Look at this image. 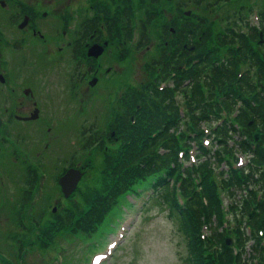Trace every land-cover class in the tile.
Segmentation results:
<instances>
[{
	"label": "rangeland",
	"instance_id": "374dc122",
	"mask_svg": "<svg viewBox=\"0 0 264 264\" xmlns=\"http://www.w3.org/2000/svg\"><path fill=\"white\" fill-rule=\"evenodd\" d=\"M147 1L150 2V0H133L132 2H130V0H118L116 4L112 6L111 0H108L107 5L111 7L112 10H118L132 5V8L137 7V13L143 16L142 12H144V10L140 5L146 4ZM245 1L251 2L250 6H257L258 9L261 8L263 11L262 19L264 20V0ZM257 1H260V4L263 5H260ZM152 3L153 5L155 4V7H150L149 12L152 13L155 11L158 21L149 28L144 38L146 43L142 42L140 47L134 48L132 51L124 53L123 55V52L120 54L122 48L118 47L116 44L119 38L113 36L112 38L116 45L115 54L112 51V46L109 45L106 40L101 41V47L98 46L87 50L102 51L99 60H93L94 66L99 65L96 67L98 69V75L103 76L100 82L95 85L97 91H94V86L89 83L90 79L83 81L80 79L78 72L73 69L74 60L69 57L70 54L65 55V53H63L60 55L59 52H56L60 56L56 59L54 57L56 51L55 46L58 41L63 36H65L64 38H68L69 36L72 38L75 36L74 32L69 29L62 17H53L42 24L38 22L40 26L38 28L41 29L42 35L45 38L43 40H33L30 37L31 41L25 47L26 56L21 59L18 69L10 64V62L4 61L6 59L1 49L2 43L0 41V79L1 77L3 78L2 82H0V89L4 93V95L0 94V116L2 118L5 117L6 107L8 109L10 108L11 112H17V116L26 115L25 110L33 112L35 109L33 97L29 96L28 91H26L29 87L31 88H29L30 90H33L35 97L37 95L38 101L35 99L36 107L41 109L40 114H38L39 118L38 116L35 117L32 115V118L33 116L35 117L34 123L31 126L29 125L30 127L26 128L25 132L20 131V127H18L20 123L16 121L10 122L7 126L10 130L3 138L6 139L0 141V254H3L5 258L13 260L15 264L48 263V250L45 251L39 244L29 246L28 248H30V250L28 254L22 255L21 250L19 258L17 259L15 257L16 255L14 251H12V248L15 250L16 240L13 237L23 234V232H21L22 228L29 227V231L26 232L28 234H25L20 240H28L33 234L36 235L39 233L42 229V222H44V224L54 223V216L51 213L52 208H54V214H58L64 211L68 212V208L76 202H80L79 204H81L83 202L82 192L86 191L87 185L96 183L97 178H99V183L97 187H94L98 189L97 191L101 192L107 185L108 181H105L106 179L103 181V173L101 172V154L103 150H101V152L97 150L95 153L94 151L86 150L81 143V135L77 132L74 133L75 138L69 136L71 130L77 125V121L73 119V113H71L74 109V103L78 115V109L82 106L81 101H84V98L92 94L91 103L86 107L85 113H82L80 116L78 115V122L84 118V123L93 121V127H98L100 129L105 126L102 118L106 117V112L115 114L116 111L121 112L122 109L124 110V107L128 108V104L134 99V95L141 90V85L153 78L159 70L158 65L155 64L157 58L160 57L158 52H161L168 43L185 45L186 47L184 46V48L188 49V53L191 52L188 41H192L193 39L192 31L190 29L186 30L184 32L185 36L183 37L180 36L181 32L178 30V27L184 23L197 22L200 24V30L198 29L199 32H197L198 30L196 31V35L200 34L201 38L196 40V43H202L203 39L206 38L202 47L208 46V49H210L212 53L213 59L211 60V58H208V60L210 59L211 61H202L199 64L202 65V69H207L212 64L220 62L221 59L224 58L223 54H225L226 46L232 49V56L238 55V50L233 48H236V45L239 46L240 42H242V37L246 43L247 56L252 64L257 63L256 65L258 67L264 65V30L262 26L264 21H261L256 14H249L247 16L249 20H243L244 25L238 24L236 27L235 24L234 28L231 18H227L226 21L223 18L225 14H229L231 17L234 13L233 8L236 6V3L241 5L244 3V0H236L234 3L224 6L219 10H215L216 6L213 0H172L171 2L167 0H155V3ZM224 4L225 3L222 2L221 6ZM61 6L63 8L83 6L103 11L101 4L93 5V0H0V32L3 34L4 31L5 35L11 36L12 38L17 35L22 36L20 34L21 32L15 28V22L21 17L19 16L21 12H23L22 14H30L29 11H34L33 13H36L43 9H53L52 13H54V9L57 10L61 8ZM217 8L219 7L217 6ZM244 10L245 9H241V11ZM109 13L110 12H107L106 14ZM10 14L14 16V21L12 23L8 20ZM102 16L104 15H101V17ZM164 22L168 23L170 33L169 35L165 34L161 36V27L159 28L157 25L158 23L162 24ZM216 22H218V25H215ZM171 28H175L179 36L174 37L175 31L174 29L171 30ZM25 32L31 36L30 30H26ZM99 32L100 30H97L96 35H98ZM214 32L216 34L212 39L211 37ZM228 32H231L233 35L232 43H226L227 41L225 38H228V36L225 33ZM29 35L23 34V36ZM8 36L3 35V39L9 38ZM22 47L23 46L19 48L17 53L19 59L24 56L25 49ZM5 53H9L7 54L8 56L14 55L13 50L5 51ZM251 56H254L255 61H253ZM85 63L86 61L83 64L84 69L86 68ZM252 64L246 59L245 61L240 60L238 65L240 66V70L244 71L243 73H247L251 77V81L255 80V72L257 71V66ZM9 66L12 68V75L8 73L7 76L6 70H8ZM186 67L192 68L195 66L193 63L187 62ZM175 70L177 69H173V71ZM239 80L240 79L235 82L236 85L233 86L230 93H238L239 97L236 96V102L242 104V102H244L242 95L244 93L246 96L248 90H245V87L241 83L239 85ZM144 86L142 88L143 91L145 89ZM74 96L75 99L71 100L70 98ZM152 102H154V104H152ZM155 103V97H150V108L154 111H160V109L155 106ZM25 107H28V109H25ZM145 110L152 111L149 108ZM5 126V124H2L0 127L2 131L5 129ZM64 127L63 134L58 138V142H62V145H53L52 149L51 146H48V148L43 150V145H47L48 142L50 145L56 139L58 130H62ZM157 129L158 127L155 126L152 128V131L157 133ZM45 133L46 137L43 138L42 143L39 142L38 140ZM62 138L67 139L62 141ZM72 139L74 141H71ZM106 141L108 140L106 139ZM116 142L119 143L117 140L115 142H106L104 150L107 149L108 152H110V147H113ZM14 147L17 152L11 150V148ZM13 154L17 156L15 157ZM70 155L75 163H80L85 160L84 158L86 156L91 155L90 164L88 167L83 168V176H80V174L77 175V172L75 173L67 169L66 165L69 159H71ZM23 158L30 160L31 166L38 171V175L36 174L37 179H40L42 173H47L43 202L40 203L41 206L38 204L40 207L37 206L38 208H35V212L44 208L42 209L44 210V214L38 219V224L36 225H33L34 220L30 219L31 216L33 218L36 217L34 215V210H32L33 208L30 209L28 204L21 206V216L23 218L21 225L13 222V214L15 210H18V207H20L24 197L22 192L25 187H28V183L24 181L23 177L24 169L22 166L25 165V162L22 161ZM37 168H41L42 170L39 171ZM78 178L80 181L74 192L68 198L63 197L61 193L62 188L60 186L63 184L66 186L72 185ZM170 183L173 194H176L177 186L172 181H170ZM135 188L126 191L121 198L125 199L129 197V199L132 200L133 198L129 195ZM143 200L142 198V201ZM86 203L82 204L78 210L76 209L78 211L76 214L81 213L84 215L87 213L82 211ZM157 203L158 200H154L148 207L151 209L142 213L139 220L131 227L125 241L123 239L119 243L120 245L124 241L114 255L112 263L186 264L183 258L184 255L186 256V253L181 233L177 230L166 213L162 211V208L158 209L156 207ZM63 207L64 209H62ZM163 207L166 208L167 205L164 204ZM184 207L185 206H183V208ZM135 209V216H137L139 211L137 208ZM76 210H73V212H76ZM95 222L96 221L85 223L82 229H76L79 236L89 235L92 231L91 228L96 226L97 222ZM204 228L205 227L202 225L203 232ZM59 230L60 232L54 234V241L59 239L58 237L63 232L61 228H59ZM65 236L69 237L71 234L65 233ZM48 241L49 244L52 243L50 240ZM73 245L74 244H71L66 251L68 255L65 264L82 263L80 261L83 259L84 252L79 248L80 241H76L75 248ZM212 250H217L214 244L208 247V251L212 252ZM208 259L209 258H207V260ZM105 264L109 263L106 262Z\"/></svg>",
	"mask_w": 264,
	"mask_h": 264
},
{
	"label": "trees",
	"instance_id": "16d2710c",
	"mask_svg": "<svg viewBox=\"0 0 264 264\" xmlns=\"http://www.w3.org/2000/svg\"><path fill=\"white\" fill-rule=\"evenodd\" d=\"M151 2L155 3V0H150L147 7L151 6ZM262 15L263 12L260 20L264 21ZM124 16L126 18H123V26L127 28L130 23L127 12L124 13ZM147 23L148 20L146 25L141 28L140 38L142 40L146 37ZM93 26H96L94 20H86L82 23L78 34L79 41L84 38L85 34ZM184 26L194 31L196 27L198 29L200 24L194 25V23L190 22ZM262 26L264 30V23H262ZM166 32H168L167 28H162V35L166 34ZM225 34L228 36V38H225L226 43H232L233 35L231 32ZM243 39L242 37V42L236 48L239 53L238 55L232 56V49L226 47L225 54H223L224 62L222 64L218 65L214 63L207 69L204 67L202 69V65H199L195 71L189 73L187 81L192 86L198 109L203 116L207 115L210 117L211 114L214 116V112L212 109H209V105L204 101V95L207 94L209 99H215L216 91L220 92L222 86L226 83L228 84L229 93L235 85L236 80L240 79L239 85L241 83L245 87V90H248V93L251 94L248 99L244 100L243 98L242 109L238 114L241 129H236L227 122L222 124V126L217 125L215 153L205 157L203 155L202 159H199L196 164L181 170L178 158L176 157L177 147L189 146L190 137L186 133L189 130H186V127L195 129V125L199 124L198 115L193 112L190 105L191 101L189 100L188 102L191 118L187 121L184 120L183 123H181L180 117L176 115L175 102L168 89L159 93V97L160 104L163 105L164 103V106L167 107L165 109L168 110L169 114H166L164 110L153 114L152 111L145 110L146 107L145 111H142L141 115L137 118L135 126L130 127L125 121L129 112L126 109L120 131L117 132L118 134L116 133L117 135L113 134L109 141L121 140L127 136L130 138V141L118 150L110 147V149L108 148L110 152L106 149L103 153L104 159L102 162L104 164H102V169L104 173L102 178L103 181L106 179L105 181L108 182L101 192L97 191V188H94L97 182L91 184L87 187L86 191L82 192L83 202L81 205L87 202L86 204L89 205L90 211L84 215L79 213V227L83 228L85 223H92L94 221L100 223L106 222V216L109 215L108 212L114 209L118 202L124 201L121 197L126 191L134 189L136 185L150 180L154 191L144 211H149L151 208L148 207L151 203L154 200H158L156 207L158 209L162 208V211L166 213L181 233L186 253V256L184 255L183 258L186 264H232V262L237 263L239 261L244 263L247 259L253 260V257H256L257 261L252 264H264V234L260 237L258 233V227L262 226L264 229V197L256 200L253 189L254 184L262 187V183L264 182V166L261 168V165L264 164V65L258 67L257 63L252 64L247 56L246 43ZM251 57L255 61L254 56ZM246 59L250 64L257 66L255 80L251 81V77L247 73L238 74L237 72L240 60L245 61ZM161 62L162 64L160 65ZM155 64L160 67L162 73L168 72L166 54L164 57L162 55V57L157 59ZM183 82L185 81L179 80L180 86ZM201 86L205 87L204 90L201 89ZM228 93H226L227 100L225 101V105L227 106L232 104ZM155 126L159 130L151 136L150 130ZM256 129H260V136L257 140L256 150L253 151L252 158L247 166L248 171L245 173L242 170L241 172H233L222 180V183L228 186L230 194L234 197V207L240 211V220L245 221L244 219H246L248 225L251 226L254 241L251 245L245 244L247 234L243 222L242 225L239 224L235 229L236 240L233 243H227L230 230L226 226H223V211L219 199L215 195L213 176H211L210 168L219 163L222 156L228 157L229 155H234V149L250 152L249 140L253 139V132ZM229 136L233 138V145L225 144ZM92 141L93 138L90 137L89 143ZM197 143L200 144L198 139ZM104 146L99 145L101 149H104ZM206 152L207 150L202 147V154ZM13 155L16 157V154ZM90 161L88 158L86 161L81 162V165ZM68 165H76V163L70 161ZM81 165H79L80 168L83 167ZM22 167L24 169V181L28 183V187L32 186L35 175L33 168L26 164ZM196 175L200 176V180L198 181L199 190H196ZM178 176L182 177L180 192L185 197L184 208L176 203L173 191L171 190L170 181ZM28 187L24 188L23 195ZM262 196H264V192ZM164 204L167 205L166 208L163 207ZM21 206L22 201L18 210H15L13 214V222L18 225H21V221L23 220ZM42 209L34 213L36 217L32 219L34 220L33 225L38 224V219L44 214V210ZM63 214L62 212L54 216V223L44 224L42 222V229L36 234L31 245L39 244L44 248L47 243L40 238L45 233L52 235L57 229L61 228L62 230L65 224L71 221V217L73 216L72 211ZM202 221H207L210 229L206 237L208 245H204V249L214 244L217 250H212V252L208 250L202 251L203 241L199 236L198 230ZM91 229L93 230L94 228ZM28 231L29 227L22 228L21 232L23 234L20 236L15 235V237L11 236L16 240L15 250L12 248V251H14L17 259L20 256L19 240L25 234H28L26 233ZM207 258L209 259L207 260ZM0 264L9 263L0 260ZM13 264H15L14 261Z\"/></svg>",
	"mask_w": 264,
	"mask_h": 264
},
{
	"label": "flooded vegetation",
	"instance_id": "af4514ba",
	"mask_svg": "<svg viewBox=\"0 0 264 264\" xmlns=\"http://www.w3.org/2000/svg\"><path fill=\"white\" fill-rule=\"evenodd\" d=\"M64 9H68V7L64 8ZM53 18V17H51ZM50 18V19H51ZM38 22H40L41 24L44 23V22H47L46 19H40L38 18L37 15L33 14L32 16L30 15L29 17V20L28 22H26V25L24 27L25 30H29L30 28V32L31 34L35 35V34H38L39 36L42 35L40 33L41 29L38 28ZM115 36L117 37V31L115 30ZM42 37V36H41ZM95 42H101L100 39H98L97 41ZM118 45V47L121 46V40L118 41V43H116ZM99 65L97 66H94L93 64H89L87 66V72L85 73L84 75V79H87L88 76L90 75L91 77H95L96 79L97 78H100V76L98 75V69L96 67H98ZM100 81V80H99ZM98 81V82H99ZM25 109H28V107H25Z\"/></svg>",
	"mask_w": 264,
	"mask_h": 264
},
{
	"label": "water",
	"instance_id": "95a60500",
	"mask_svg": "<svg viewBox=\"0 0 264 264\" xmlns=\"http://www.w3.org/2000/svg\"><path fill=\"white\" fill-rule=\"evenodd\" d=\"M255 135H256V136H257V135H259V132H258V131H256V132H255ZM70 171H72V172H75V173L77 172V171H76V170H74V169H70Z\"/></svg>",
	"mask_w": 264,
	"mask_h": 264
},
{
	"label": "bare ground",
	"instance_id": "6f19581e",
	"mask_svg": "<svg viewBox=\"0 0 264 264\" xmlns=\"http://www.w3.org/2000/svg\"><path fill=\"white\" fill-rule=\"evenodd\" d=\"M119 245V244H118Z\"/></svg>",
	"mask_w": 264,
	"mask_h": 264
}]
</instances>
